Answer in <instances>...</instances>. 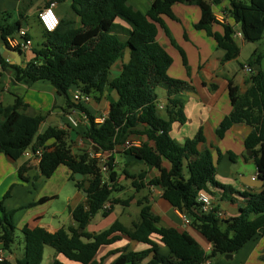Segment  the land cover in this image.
Here are the masks:
<instances>
[{"label": "trees", "instance_id": "1", "mask_svg": "<svg viewBox=\"0 0 264 264\" xmlns=\"http://www.w3.org/2000/svg\"><path fill=\"white\" fill-rule=\"evenodd\" d=\"M62 1L50 0L45 7L52 2ZM220 2L152 0L150 8L141 12L130 6L128 0H72L74 17L60 19L58 28L52 33L43 31V42L38 48L31 49L33 57L25 66L8 65L0 54V66L12 73L15 82L26 86L38 81L50 82L57 93L65 97V111H76L87 121L84 137L92 144L91 148H82L74 153L66 131L50 127L39 133L45 117L31 115L29 105L21 98L15 97L11 106L0 104V154L18 161L27 149L35 151L41 148L43 153L38 165L41 177L49 179L60 166H65L72 173V181L75 182L76 174L83 176V180L76 182V187L88 193L85 200L87 205L84 202L72 212L76 226L62 228L56 233H49L40 227H24L20 231L24 245L22 258L15 263L4 258L0 264H42L46 247L72 262L99 264L95 260L99 250L103 246L113 245L122 236L149 248L139 252L114 250L110 254L118 256L112 264H202L206 259L213 261L219 256L234 255L255 237L264 236V184L257 193L237 192L230 186L220 184L212 153L198 148L205 142L202 131L184 143H179L170 134L173 123L186 122L184 105L177 96L193 90L189 82L168 75L173 58L158 42L162 29L180 52L189 73L185 52L172 39L164 22V18L177 21L174 7L180 4L199 7L201 18L195 28L213 38L216 47L225 53L224 62L236 60L240 55L234 38L237 27L247 43L264 39V0H229V5L222 11L229 20L224 24L216 20L213 10V6ZM118 20L131 28L124 40L114 33ZM3 21L6 20H0V32L7 44V38L16 36L21 30V22L10 24ZM214 25H220L222 33L215 32ZM27 39L32 40L30 34ZM126 51L130 54L129 62L122 66L121 74L111 80L112 66ZM263 60L264 54L255 53L248 62L253 73L246 93L238 94L235 88L230 87L232 111L220 124L218 135L223 138L235 124L251 127L252 132L245 140V147L252 152L258 173L264 181ZM160 87L167 94V119L161 117L158 110L156 91ZM108 89L117 92L118 100L111 103L109 113L101 123L96 122L97 117L85 105L74 102L70 94L71 91L80 90L99 101ZM136 138L144 141L136 147L125 146L127 141ZM117 147L124 148L123 155L142 162L148 170L158 172L157 176L145 183L147 171L136 176L123 171V175L133 179L135 191L148 187L161 190L163 199L185 215L190 226L211 244L209 254L187 232L161 226V218L152 212L147 197L138 201L141 208L139 220L130 227L116 221L99 233L86 230L91 217L101 211L107 217L112 211V204L122 202L112 199V195L120 191L113 156ZM93 153L108 155L105 157L108 172L103 173L101 159L92 157ZM218 155L221 158V153ZM29 170L27 164L19 168L22 182H29ZM212 188L221 192L223 201L236 203L232 196H238V202L242 203H239L237 216L219 218L218 206L213 211H203L198 197L202 192L213 196ZM9 195L8 192L5 198ZM48 200L44 198L39 204ZM128 202L126 200L124 206ZM106 203L111 204L110 209H104ZM15 213L7 211L3 201H0V246L8 252L17 239L13 220ZM154 236L168 248L167 255L160 252ZM52 264L61 263L55 260Z\"/></svg>", "mask_w": 264, "mask_h": 264}, {"label": "crops", "instance_id": "2", "mask_svg": "<svg viewBox=\"0 0 264 264\" xmlns=\"http://www.w3.org/2000/svg\"><path fill=\"white\" fill-rule=\"evenodd\" d=\"M128 3L134 9L146 12L150 8L152 0H128ZM228 5L229 0H221L220 4L213 6L215 16L219 17ZM31 10L32 3H28V0H0V16L2 14L9 16L7 18L9 23L20 21L18 18L14 20V16L25 18ZM174 14L177 21L164 18V22L172 39L185 52L186 58L188 55L189 57L191 56L190 60L187 58L189 73L183 65V60L181 59V61L179 58L178 53L180 52L172 45L171 38L162 29L159 31L158 42L173 58V65L170 67L168 75L173 79L189 82L193 90L180 93L177 96L184 105L186 122L184 124L173 123L170 134L179 143H184L188 139L194 138L199 131H202L205 142L200 144L198 148L201 151L208 150L212 153L214 163L217 166V181L222 185L232 187L237 192L257 193L262 187H249L244 184V182L258 175L252 152L245 147V140L252 132V128L246 124H235L225 133L223 138L219 137L218 129L225 117L229 116L232 111L230 87L235 88L238 94H244L251 85L249 82L250 75L244 71L241 65H247L255 53H261L258 52V49L253 50V47H249L248 44L250 43H247L244 39L236 38V43L240 48V55L236 60L224 62L225 53L216 47L213 38L207 36L204 31L195 28L201 18L199 7L195 5H176ZM67 15L62 13L59 18L64 19ZM121 22L123 21L118 20L116 22L117 30L114 33L127 38L131 28L125 22ZM21 28H23L22 23ZM237 28L239 30V27ZM213 30L218 33L223 31L220 25H214ZM184 40L189 41L191 45ZM244 48L251 50V58L247 62L241 63L239 59ZM30 53L31 50L21 53V65L25 66L32 59L33 55ZM129 60L130 54L129 51H126L123 57L118 59L112 66L110 70L111 80L121 74L122 66L127 64ZM233 62H237L239 68H236ZM6 63L14 65L11 60L7 62L6 59ZM158 89L165 92L163 98H158V105L163 107L161 109L159 106L158 110L160 116L167 119V94L164 88L160 87ZM6 94L11 95L13 101L8 102ZM15 97L21 98L29 105L28 112L31 115H42L45 117L39 128L40 134L50 127H56L68 133V142L74 153L82 148H91L92 144L84 137L87 121L78 114H74V118L78 120V126L72 127L68 124L66 116L71 111H65L66 99L57 93L50 82L38 81L31 86L19 84L14 81L9 70H3L0 66V104L6 107L11 106ZM117 100V92L113 89H108L99 101L90 96V100L85 104V107L92 115L97 117L96 121H98L101 117L108 115L111 103ZM133 141H138L141 144L144 139L136 138ZM123 149V147H117L113 154L119 175L117 188L120 191L115 192L118 193L116 196L113 197L112 195V199L122 202L112 204V211L107 218L98 214L91 217L86 230L90 233L102 232L116 221L121 222L120 218L125 216L127 209L132 207H135L140 215L141 208L138 206V201L147 197L152 212L161 218V226L174 228L179 232H187L198 242L205 253L209 254L212 250L211 244L199 232L185 223L183 214L172 208L163 199L161 190L148 187L139 192L135 191L132 187L133 179L123 175V171H127L131 176L147 171L145 183L157 176L158 172L156 170H148L142 162L123 155ZM218 153H221V158H219ZM107 156V154L104 155V157ZM25 164L30 167L28 171L29 182H22L19 177V168ZM38 165L39 162L36 160L27 161L21 158L18 161H12L5 155L0 154V201H3L7 211H16L13 219L17 229L16 233H19L24 227H29L30 229L40 227L49 233H56L62 228L76 226L72 212L78 205L85 202L86 197L82 192L84 189L76 187L77 181L71 180L72 173L67 167L60 166L51 178L46 179L40 176ZM59 175L62 176L59 186L51 185L47 189L51 180ZM71 183L73 185H70ZM211 190L213 191V196L208 195L214 205L218 206L220 212L225 215V219L239 214V203L242 202H238L237 195L232 196L236 203L227 201V204L223 207L224 203L220 204L223 202L221 192L213 188ZM8 192L10 195L5 198ZM44 198H49L50 200L39 204V201ZM126 200L129 202L124 206L123 203H126ZM60 201L62 202L61 206L58 205ZM84 204L87 205L86 202ZM120 207L122 209H119ZM116 212H119L120 217H114L113 222H111L109 219ZM95 219L96 221L94 222L96 223L94 224L93 220ZM138 220L136 218V220H132V223ZM121 223L127 227L132 225V223L130 225L124 222ZM67 225L69 226L67 227ZM153 238L159 244L160 252L167 255L169 253L168 248L161 245L157 237L154 236ZM23 248L24 245L21 242L17 244L16 239L9 252L4 251L0 246V253L7 261L15 263L22 258ZM148 248L147 245L133 242L122 236L113 245L103 246L95 260L99 264H112L118 256L110 254L114 250L126 249L127 251L139 252ZM45 251L46 249H44V255ZM53 260H57L61 264H79L69 261L61 254L54 256ZM53 260H50L49 264H52ZM213 264H215V260H213ZM217 264H264V236H257L248 242L242 250L233 255V259H226L225 256L218 258Z\"/></svg>", "mask_w": 264, "mask_h": 264}, {"label": "built area", "instance_id": "3", "mask_svg": "<svg viewBox=\"0 0 264 264\" xmlns=\"http://www.w3.org/2000/svg\"><path fill=\"white\" fill-rule=\"evenodd\" d=\"M56 6H57V3L52 2L48 7L43 8L38 13L39 23L42 26L43 30L47 33L54 32L60 24V18L57 16V14L55 12ZM216 20L222 24L229 22V20L223 14H221L219 17H216ZM28 35H29V31L21 28V30L19 31L17 36L7 38V44L6 45L11 49L20 50L21 53L28 52L32 49V46H33L32 40L27 39ZM234 38L235 39L236 38L244 39L243 34L240 30H236V32L234 33ZM9 61H10V59H7V62H9ZM243 69L250 76L253 73L252 68L248 64L244 65ZM70 94H71L72 100L76 103H81V104L85 105L90 100V96L84 95L83 93H81L80 90L71 91ZM159 106L160 105H158V108H159ZM160 108L162 109L163 107L160 106ZM74 114H78V113L76 111L72 110L71 113L67 114L66 117L68 120V124L70 126L77 127L78 126V120L76 118H74ZM103 120H104V118L101 117L96 122L101 123V122H103ZM139 145H140V142L133 141V140H131V141L129 140L125 144V146L127 148L136 147ZM42 153H43V151L41 148H39L35 151L29 148L23 153L22 158L26 159L27 161L36 160V161L40 162V160L42 158ZM92 157L100 158L101 159V168H102L103 173L108 172V168L105 165L106 159L104 156H102L101 154H94L93 153ZM198 201L202 204V209L204 212L213 211V209L215 208V205H214L211 197L204 192L200 193V195L198 197ZM110 207H111L110 203H106L104 205V209H106V210L110 209ZM218 217L221 219H225V215L221 212L218 213ZM183 219H184L186 224L190 225V221L185 215H183ZM3 260H4V256L0 253V262H2ZM202 264H213V261L210 259H206Z\"/></svg>", "mask_w": 264, "mask_h": 264}, {"label": "rangeland", "instance_id": "4", "mask_svg": "<svg viewBox=\"0 0 264 264\" xmlns=\"http://www.w3.org/2000/svg\"><path fill=\"white\" fill-rule=\"evenodd\" d=\"M50 0H28V3H32V10L30 13H28V15L25 17V18H21L19 16H14V20H16V18H18V20L21 21L22 23V27L23 29H26L29 31V34L31 35L32 37V40H33V46L35 48H38L40 46V44L43 42V28L42 26L39 24V22L37 21V16H38V13H39V10H42L43 8H45L46 4L49 2ZM71 5H72V0H64L62 2H59L58 3V7L55 8V12L57 14V16L59 17L60 14H68L66 18H73V12L71 10ZM36 12V13H35ZM9 17V16H8ZM6 15H1L0 16V20H6V21H3L4 23L8 22L7 21V18H8ZM17 22V21H16ZM9 23V22H8ZM11 23H15L14 22H11ZM10 23V24H11ZM123 23V22H121ZM17 36V35H16ZM121 38L124 40L126 37H123L121 36ZM185 41V40H184ZM187 42L188 44L191 45V43L189 41H185ZM249 47H253V50L254 49H258V52H260L261 54H264V39H262L261 41L257 42V43H250L248 44ZM31 55L32 52L30 53ZM179 55V58L180 60L182 59V56L180 53H178ZM189 60L191 59V56L187 57ZM251 58V50L249 48H244L242 49V52H241V58L239 59V61L241 63H245L247 62L249 59ZM183 60V59H182ZM181 60V61H182ZM234 65H236V68H239V64L237 62H233ZM262 69H263V72H264V60H263V63H262ZM114 71H115V68H114ZM159 99L163 98L165 92L160 90V89H157L156 91ZM6 99L7 101H13V98L11 95L9 94H6ZM248 154V153H247ZM56 178L52 179L51 180V184L49 183V186L47 187V189L51 186V185H54V186H59V182L62 180V176L59 175V176H55ZM70 185H73V183H71ZM87 183L85 184V187H87ZM118 193H114L113 194V197L116 196ZM62 202H58V205L61 206ZM224 203V204H223ZM223 207L225 206V204H227V200H224L223 202L220 203ZM119 209H122L121 207ZM98 215H101V217H104L102 215V211L97 213ZM96 214V215H97ZM114 217L118 218L120 217V214L119 212H116L115 214L112 215V217L109 219L111 222H113L114 220ZM104 218H107V217H104ZM137 220L139 219V214L136 210L135 207H132L130 209H127L126 211V215L123 216L121 219V222H124L128 225H130L132 223V220ZM107 220V219H105ZM96 221L93 220V223L95 224ZM69 225H67L68 227ZM16 237H17V244H19L21 242V244L23 245V235L21 234V232H17L16 233ZM46 251H45V255H44V260L42 262V264H49V261L50 260H53L54 259V256H58L59 254H57V252L50 248V247H46L45 248ZM218 258H222V256H219ZM218 258L215 259V263L217 264V261H218ZM54 261V260H53Z\"/></svg>", "mask_w": 264, "mask_h": 264}, {"label": "water", "instance_id": "5", "mask_svg": "<svg viewBox=\"0 0 264 264\" xmlns=\"http://www.w3.org/2000/svg\"><path fill=\"white\" fill-rule=\"evenodd\" d=\"M0 45H1L0 54L2 55L4 59H10L11 61H13V64L21 65V53L17 50L9 48L6 45L5 41L3 40L2 35H1ZM94 150L97 151L98 149L94 148ZM75 180L81 181L83 180V176L80 174H76ZM244 184L249 187L261 188L263 187V184H264L263 176L258 173L257 177L249 179L247 182H244ZM82 192L85 197L88 196V193L86 191L82 190ZM225 257L226 259H233V255H226Z\"/></svg>", "mask_w": 264, "mask_h": 264}]
</instances>
